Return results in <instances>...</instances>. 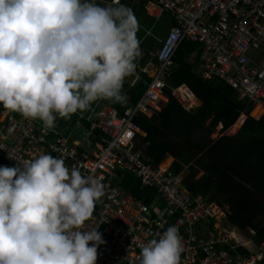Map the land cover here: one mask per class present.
Returning a JSON list of instances; mask_svg holds the SVG:
<instances>
[{"label":"clouds","instance_id":"9594fccd","mask_svg":"<svg viewBox=\"0 0 264 264\" xmlns=\"http://www.w3.org/2000/svg\"><path fill=\"white\" fill-rule=\"evenodd\" d=\"M139 23L120 0H0V104L54 129L98 100L125 103L140 56ZM104 195L100 179L40 154L0 166V264H97L106 241L82 227ZM175 226L148 241L140 264H179Z\"/></svg>","mask_w":264,"mask_h":264},{"label":"built area","instance_id":"2783aa9c","mask_svg":"<svg viewBox=\"0 0 264 264\" xmlns=\"http://www.w3.org/2000/svg\"><path fill=\"white\" fill-rule=\"evenodd\" d=\"M147 1L169 15L173 25L137 102L121 112L115 107L102 110L96 123L101 135L94 151L40 129L32 119L0 104V166H21L25 160L50 154L63 158L69 169L77 166L82 175L100 179L104 195L81 229L97 228L106 241L97 249V264H140L141 248L159 239L169 226H175L181 237L179 264H264V251L247 257L239 251L247 246L234 244L223 205L193 194L181 174L146 162L147 145L138 144L141 127L136 122L157 106L169 87L167 75L174 55L186 39L204 47L203 77L225 81L264 117V0ZM170 90L185 109L197 107L198 100L187 85ZM122 172L151 189V202L123 190L119 184ZM156 195L163 204L154 202Z\"/></svg>","mask_w":264,"mask_h":264},{"label":"trees","instance_id":"16d2710c","mask_svg":"<svg viewBox=\"0 0 264 264\" xmlns=\"http://www.w3.org/2000/svg\"><path fill=\"white\" fill-rule=\"evenodd\" d=\"M201 49V50H200ZM201 52L200 45L185 40L174 55V65L168 76L171 86L187 84L200 101L193 110L183 108L167 89L169 98L162 102L161 111L148 119H136L146 131L148 143L145 160L158 165L166 156L174 158L172 170L184 173L187 188L195 195L223 205L227 224L241 232L252 229L251 241L261 247L264 243V117L250 118L253 108L238 100L236 92L220 79H204L193 70L191 57ZM157 60V58H156ZM242 114L248 120L231 139H212L215 129L229 130ZM158 125V126H157ZM238 126L232 128L233 133ZM101 130H96L99 138ZM204 172L202 176H198ZM121 174L124 175V172ZM120 186L127 193L152 200L149 188L141 190L140 181L129 173L120 178ZM239 251L247 257L253 252Z\"/></svg>","mask_w":264,"mask_h":264},{"label":"crops","instance_id":"0c3cea01","mask_svg":"<svg viewBox=\"0 0 264 264\" xmlns=\"http://www.w3.org/2000/svg\"><path fill=\"white\" fill-rule=\"evenodd\" d=\"M107 2H110V0H96V3L102 7L105 6ZM120 2L121 4L131 8L135 17L138 20L139 30L137 32V38L140 40V49H141L140 56L134 61V63L136 64L135 72L130 76L126 77L123 83L122 94H124L127 97L126 102L121 104V103H113L110 100H98L94 102L87 111L84 112L78 111L76 114H73L70 117V119H64L57 116L55 122L56 126L54 129L46 128L43 125V122L40 121L39 119H35V120L32 119L35 125L40 129H47L62 137H65L66 139H69L73 144L87 151H94L95 149V142L98 139L96 137V130H97L96 123L100 118V114L102 110H104L106 107H115L121 112L130 105L136 103L137 100L145 92V89L147 88L148 83L151 80V77L155 71V67L157 66V60H156L157 53L161 48L162 42L166 38L170 27L173 25V20L172 18H170L169 15L161 13V11L156 6L150 7V4L148 3L147 0H120ZM201 48L203 52L204 47L201 46ZM201 55H202L201 52L200 53L198 51L195 52L191 57V61L195 64V66H193L194 72L198 74L200 77L204 78L201 69ZM169 73L167 75V82H168ZM212 78H204V79H212ZM213 79H218V78H213ZM168 85L169 87L166 88V90L168 89L171 93L170 87L173 86H171L169 82ZM166 90L163 96L160 98L157 106L152 108L151 111H149L148 114L144 115L143 117L151 119V117H153L156 114V112L161 111L162 102H166L169 98V95L166 93ZM236 95L238 96V100H242L240 99L237 92ZM196 98L199 101L197 96ZM198 106H200V101L197 107ZM219 126L222 127V125ZM145 137H146V131L141 130L140 136L138 138V144L142 145L144 143L148 147V143L144 141ZM173 162H174V158L168 155L157 166L171 169ZM187 173L184 172V174L181 173V175L185 176V174ZM124 176L125 173L124 175L121 174L119 178H124ZM145 189H147V187L146 186L142 187L141 185V190H145ZM149 194H153L151 189L149 190ZM157 197L159 198L160 196L158 195ZM158 204L160 203L158 202Z\"/></svg>","mask_w":264,"mask_h":264},{"label":"rangeland","instance_id":"374dc122","mask_svg":"<svg viewBox=\"0 0 264 264\" xmlns=\"http://www.w3.org/2000/svg\"><path fill=\"white\" fill-rule=\"evenodd\" d=\"M156 58H157V56H156ZM198 103H199V101H198ZM109 108H114V107H106L105 109H109ZM260 114H261V111H259L257 108H254L252 110V112H251L250 118L252 117L255 120H259V119H261L260 118ZM142 116H144V115H142ZM248 119L249 118H248V116L246 114H242L240 119L238 120V122H236V124L233 127H231L229 130H227L225 132H222V129H221L222 127L221 126H218L215 129L214 133L212 134V139H217L218 137H221V136L226 138V139H231L232 137L237 135L239 130H241V128L243 127L244 123ZM235 126H238V128L232 133L231 129L234 128ZM187 171H189V170L187 169L185 172L187 173ZM203 174H204V172H201L198 176H202ZM156 196H155V199H156ZM154 202L155 203L159 202L160 204H163V199L161 197H159ZM224 218H227V215L224 216ZM231 227L232 228L230 229V231L232 232V235L235 237V239L233 240L235 245H241V246L246 245L247 246L246 248H248L250 250V252L254 251V253H253L254 256L258 255L257 252H263L264 251V243L262 244L261 247H258V246H255V244L251 241V236L254 234L252 229H248L246 232H241L238 229H236L235 227H233V226H231Z\"/></svg>","mask_w":264,"mask_h":264}]
</instances>
